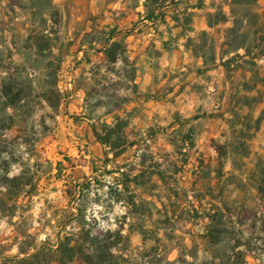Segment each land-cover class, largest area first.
<instances>
[{
	"label": "rangeland",
	"instance_id": "obj_1",
	"mask_svg": "<svg viewBox=\"0 0 264 264\" xmlns=\"http://www.w3.org/2000/svg\"><path fill=\"white\" fill-rule=\"evenodd\" d=\"M79 208L122 264H264V0H0V264Z\"/></svg>",
	"mask_w": 264,
	"mask_h": 264
},
{
	"label": "trees",
	"instance_id": "obj_2",
	"mask_svg": "<svg viewBox=\"0 0 264 264\" xmlns=\"http://www.w3.org/2000/svg\"><path fill=\"white\" fill-rule=\"evenodd\" d=\"M114 47L115 46H111V48L106 51V59L108 61L112 59V61H110L112 64H115L116 58L114 56L112 58L109 57V52H111ZM127 128L128 125L126 122L117 119L113 125H103L100 132L97 130L94 131L98 142L102 147L108 150L116 160L122 158L128 150L134 147L127 139ZM119 175L122 178L127 176L121 171H119ZM137 178L139 177L135 179ZM116 181L120 183L117 186H120L124 190L117 192L118 196H116L115 201L118 204H126V207H128V214L125 215L123 220L124 222H132L131 227H134V225L138 223L137 219L131 215L132 209L136 207L134 197L123 198L126 193H129L131 183L123 182L120 179ZM126 183L129 186H127ZM88 187H91V184L88 185ZM101 188L105 189L107 187L101 186ZM81 193L83 192H80V194ZM19 196L20 195L17 197ZM123 201L126 203L123 204ZM13 203V207L16 208V201H13ZM97 205H99L100 208L104 207L102 203H98ZM77 212L78 215L75 219L80 228L77 235L62 236L54 247L55 249L47 247L48 245L44 246L36 254L32 256L25 255V259L15 264H122L123 259L119 255V247L124 241V237L122 236L123 228H120L121 230L116 232L108 230L102 236H96L93 234L95 231L94 225L89 224L91 222H86L85 212L80 208L77 209Z\"/></svg>",
	"mask_w": 264,
	"mask_h": 264
}]
</instances>
